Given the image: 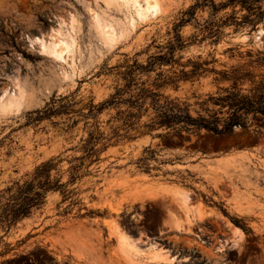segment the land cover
I'll return each instance as SVG.
<instances>
[{"label":"rangeland","instance_id":"obj_1","mask_svg":"<svg viewBox=\"0 0 264 264\" xmlns=\"http://www.w3.org/2000/svg\"><path fill=\"white\" fill-rule=\"evenodd\" d=\"M162 1L157 16L135 18L131 26L135 16L121 0H0V215L15 184L42 163L61 160L58 171L68 183L81 141L96 133L97 123L105 135L118 126L116 109L95 118L90 105L133 80L150 87L158 74L190 71L189 60L210 63L206 69L215 72H264L256 64L264 57V18L254 29L236 27L233 20L254 17L240 4L221 8L229 0ZM256 8L264 14V0ZM191 9L194 15H185ZM181 22L177 65H156L149 73L131 68L169 57ZM123 29L124 37L107 47L103 33ZM71 39L74 52L66 60L42 50ZM219 79L206 73L159 92L188 104L194 116L205 115L200 104L230 86ZM78 176L65 191L48 194L30 217L0 225V264H264L262 117L224 137L156 130L109 143ZM176 190L189 195L186 206ZM117 233L138 254L121 248ZM152 246L164 260L153 258Z\"/></svg>","mask_w":264,"mask_h":264},{"label":"trees","instance_id":"obj_2","mask_svg":"<svg viewBox=\"0 0 264 264\" xmlns=\"http://www.w3.org/2000/svg\"><path fill=\"white\" fill-rule=\"evenodd\" d=\"M257 3L258 0H229L221 8L240 4L254 19L248 20L249 22H238L235 19L233 20L235 26L242 27L248 23L254 29L264 18V14H257ZM185 15H194L193 9ZM185 23L181 22L176 26V40L175 44L170 46L169 57H152L145 67L134 62L131 68L149 73L156 65H177L181 58L175 59L174 52L184 48L178 30ZM188 64L192 68L188 72L181 71L179 75L174 74L173 77L158 74V79L150 87L145 83H137L133 80L124 90L116 92L105 102L97 106L91 104L89 110L95 118L106 109H116L117 113L112 120L118 123V126L112 128L111 134L105 135L100 131L97 123L96 133L88 134V137L81 141L82 145L79 150L82 155L73 160L79 164L70 168L71 176L68 183L62 182V175L58 171L61 160L51 159L38 166L22 185L15 184L16 191L7 200L0 215V225L5 228L14 226L19 221L30 217L35 211L40 210L44 206L48 194L63 192L70 185H74L79 180L78 174L85 161L99 162L100 155L108 148L109 143L117 144L122 140H135L156 130L174 132L178 135L183 133L198 134L204 131L214 137H224L233 134L236 129L249 128L250 124L259 117L264 118V72L257 75L243 69L215 72L206 69L210 63L200 64L189 60ZM256 64L264 69V57ZM206 73L215 74L220 78L217 81L228 82L230 86L221 89V93L217 96H208L200 104L201 107H206L205 115L197 113L194 116L188 104L159 92L160 89L166 87L176 88L180 81L200 78ZM143 117H146L148 121L141 126L140 122ZM53 172L55 175H52ZM7 192L11 193L12 189H8ZM72 194L70 192L64 198L67 199ZM221 211L227 217L225 210L221 208ZM230 220L246 235L252 234L242 221L233 218Z\"/></svg>","mask_w":264,"mask_h":264},{"label":"bare ground","instance_id":"obj_3","mask_svg":"<svg viewBox=\"0 0 264 264\" xmlns=\"http://www.w3.org/2000/svg\"><path fill=\"white\" fill-rule=\"evenodd\" d=\"M162 2H163L162 0H121V3L123 5H126L125 6L126 11H130L131 13L133 11L132 14H134V16H135L133 18H131L132 16H130L131 26L133 25L135 18L139 21V20H144L147 17L157 16L161 12ZM125 30L127 31V29H125ZM125 30L123 29L119 35L115 33V30H111L110 32H109V30L105 31L103 33V39H104L106 46L110 47L116 41H118L119 39H122L125 35ZM74 43L75 42L72 39H71V41L58 40L57 42H53L47 48L44 45H42V50H43V52H45L47 49L52 54V56L58 60H63V59L66 60L74 52ZM10 102H11V103H9L10 105L14 104V103H12L13 101H10ZM16 105H17V112H18L20 105H21L19 99H16ZM177 193H178L177 196L179 197L180 202L184 206H186L190 201L189 195L182 190L179 192L177 191ZM201 210H203V209L201 208ZM175 226L177 228H179L178 223H175ZM117 234L120 235L119 236L120 237L119 238V245L121 248L129 249L130 252L133 251V252H137V254H138V251H136L137 249H135V247L133 245H129V243L121 235V233H117ZM152 251L154 253L153 258L160 259V260L165 259L164 253H162V251H158L156 249V247L152 246Z\"/></svg>","mask_w":264,"mask_h":264}]
</instances>
